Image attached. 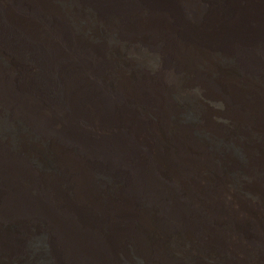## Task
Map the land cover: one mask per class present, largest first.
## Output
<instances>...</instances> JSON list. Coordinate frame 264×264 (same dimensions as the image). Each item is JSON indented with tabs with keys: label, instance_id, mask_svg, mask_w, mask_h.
Masks as SVG:
<instances>
[{
	"label": "bare ground",
	"instance_id": "obj_1",
	"mask_svg": "<svg viewBox=\"0 0 264 264\" xmlns=\"http://www.w3.org/2000/svg\"><path fill=\"white\" fill-rule=\"evenodd\" d=\"M200 1L91 0L122 7L120 60L62 0H0V107L57 156L0 135V264H264V0Z\"/></svg>",
	"mask_w": 264,
	"mask_h": 264
},
{
	"label": "rangeland",
	"instance_id": "obj_2",
	"mask_svg": "<svg viewBox=\"0 0 264 264\" xmlns=\"http://www.w3.org/2000/svg\"><path fill=\"white\" fill-rule=\"evenodd\" d=\"M200 3L203 9H211V6H212L211 0L200 1ZM60 9L62 13L65 15V17L71 22L74 30H77L78 33L84 36H87L88 39L90 40L91 39L105 40L110 50V53H111L110 55L116 56L120 60H123L124 56L128 55L130 51L134 49L133 47H135L136 45L134 44V40H131L133 44L130 42H126L124 40V37L121 34V32L125 33L124 32L125 30L123 29V26H122V21H123L122 7L118 8L116 6L114 8H111L109 7L108 3L104 4L101 7L99 4L91 3V0H62L60 4ZM126 9L133 10L134 7L132 5L130 6L126 5ZM110 17L114 18V20H112L113 22L112 24L106 23L107 20L110 19ZM111 26L118 28L120 31L117 33L112 32L110 30ZM136 42L141 43L138 41ZM234 53L235 54H232L230 53V51L225 50L224 52L219 54V56L216 59L217 68H218L217 73L226 75L230 73V68L234 67L237 71V75H239L240 77H243L245 70H246L245 67L243 66V62L245 59H247V57L244 54L240 55L237 52H234ZM158 57H159L158 53L156 54V56H153V58L155 59H157ZM130 58L131 60L129 59L128 62L135 63L136 61L135 55L133 54ZM21 62H22V59H21ZM6 63L10 64V60L6 59ZM22 63L27 66L31 65V62H29L28 60H23ZM254 72L255 71L253 70L249 71L250 75L253 77L247 78V79H249L251 82L256 83V84L258 83L263 84L264 80H259L261 79L258 76L260 72L259 71H257V73L256 72L254 73ZM200 93H203V90L201 89H199L198 91L192 90V93L189 96L187 95V93H183L182 94L183 101H184L183 106L187 108V110L190 111L192 107V101L196 102V98H201ZM8 114L9 113H7V111H5L2 107H0V135L4 134L11 142H13V144L15 145L13 147H17L18 145H21L20 139L24 137L23 136L24 134H26V138L25 139L22 138V140H24L25 143L27 142L26 143L27 149L30 146H32V150H34L35 153H38L39 154L38 156L41 157L42 162L40 163L44 164L45 169L52 168L50 157L53 160H55L57 156L51 150L49 142L43 138L41 139V136L32 134L31 131L30 133H28L29 131L25 130L24 124L20 118H16L15 116H12L11 118L13 120L12 119L8 120ZM30 143H33V144H30ZM215 146L217 147L216 148L217 150H220L221 148L220 144L215 143ZM231 155H233V157H235L238 160L241 159V154L239 153L237 149L236 150L232 149ZM76 157H78V154L76 155ZM231 171H232L231 172L232 174L236 173V170H234V166H231ZM180 242L181 241L177 242V244H180ZM36 245H38L39 247H43L44 251H45V248L47 249L46 244L43 243L42 241H39ZM49 251L43 252L40 255L34 256V258L30 260H27V261L25 260V264H41V263L42 264H54L53 259L51 255L49 254ZM7 255H9V258H8L9 261L7 260L8 263L11 261H15V259H17V256L15 257L11 252H9ZM35 258H37V260H35ZM219 261L220 260L218 258L214 259L213 257L207 259L208 264H220V263L222 264V262L221 261L219 262ZM125 262L127 261H123V264ZM134 262L136 264H142V261L138 258L137 259L135 258ZM65 264H74V263L65 259ZM149 264H153V263L151 262ZM154 264H157V263H154Z\"/></svg>",
	"mask_w": 264,
	"mask_h": 264
}]
</instances>
